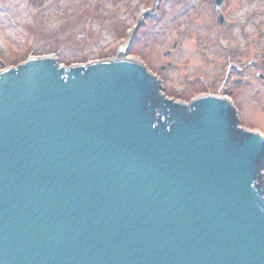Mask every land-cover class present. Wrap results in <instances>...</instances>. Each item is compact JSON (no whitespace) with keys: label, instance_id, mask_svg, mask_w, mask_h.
Listing matches in <instances>:
<instances>
[{"label":"water","instance_id":"95a60500","mask_svg":"<svg viewBox=\"0 0 264 264\" xmlns=\"http://www.w3.org/2000/svg\"><path fill=\"white\" fill-rule=\"evenodd\" d=\"M126 52L0 70V264H264V137Z\"/></svg>","mask_w":264,"mask_h":264},{"label":"rangeland","instance_id":"374dc122","mask_svg":"<svg viewBox=\"0 0 264 264\" xmlns=\"http://www.w3.org/2000/svg\"><path fill=\"white\" fill-rule=\"evenodd\" d=\"M212 1L0 0V70L43 55L66 67L127 50L168 97L228 96L239 124L264 135V0H224L221 25Z\"/></svg>","mask_w":264,"mask_h":264},{"label":"flooded vegetation","instance_id":"af4514ba","mask_svg":"<svg viewBox=\"0 0 264 264\" xmlns=\"http://www.w3.org/2000/svg\"><path fill=\"white\" fill-rule=\"evenodd\" d=\"M259 78L264 80V75L263 74H259ZM231 90L229 89H225L224 92H230ZM211 92V91H210ZM232 92V91H231Z\"/></svg>","mask_w":264,"mask_h":264}]
</instances>
